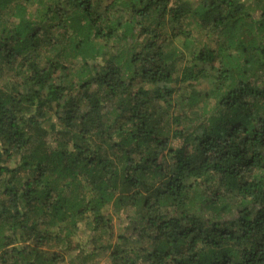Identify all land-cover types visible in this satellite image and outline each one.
<instances>
[{
	"label": "trees",
	"instance_id": "trees-1",
	"mask_svg": "<svg viewBox=\"0 0 264 264\" xmlns=\"http://www.w3.org/2000/svg\"><path fill=\"white\" fill-rule=\"evenodd\" d=\"M0 264H264L261 0H0Z\"/></svg>",
	"mask_w": 264,
	"mask_h": 264
},
{
	"label": "rangeland",
	"instance_id": "rangeland-1",
	"mask_svg": "<svg viewBox=\"0 0 264 264\" xmlns=\"http://www.w3.org/2000/svg\"><path fill=\"white\" fill-rule=\"evenodd\" d=\"M101 1L102 2H106L107 0H101ZM261 4L264 5V0H261ZM178 144H179V142L177 140H174L173 143H172L173 146H178Z\"/></svg>",
	"mask_w": 264,
	"mask_h": 264
}]
</instances>
